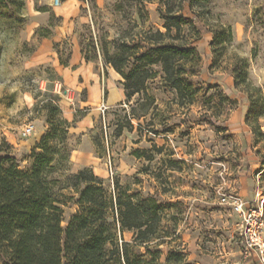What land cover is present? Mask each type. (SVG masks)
<instances>
[{
  "label": "rangeland",
  "instance_id": "rangeland-1",
  "mask_svg": "<svg viewBox=\"0 0 264 264\" xmlns=\"http://www.w3.org/2000/svg\"><path fill=\"white\" fill-rule=\"evenodd\" d=\"M53 1L0 0V145L27 169L49 133L61 226L79 207L66 178L88 168L109 199L115 181L129 195H155L160 262L174 249L184 264H264L247 232L254 224L264 242V0ZM168 10L184 19L179 36L157 34ZM222 29V44L213 43ZM153 40L194 49L181 62L190 85L181 99L159 62L142 63L150 77L130 98L107 63L122 59L128 73ZM74 49L80 64L71 65ZM233 70L245 82L234 83ZM97 75L88 102L83 85ZM28 123L33 133L23 137ZM113 232L118 244L132 242V231L115 223Z\"/></svg>",
  "mask_w": 264,
  "mask_h": 264
},
{
  "label": "trees",
  "instance_id": "trees-1",
  "mask_svg": "<svg viewBox=\"0 0 264 264\" xmlns=\"http://www.w3.org/2000/svg\"><path fill=\"white\" fill-rule=\"evenodd\" d=\"M183 20L168 10L162 24L165 32L157 34L163 37L174 30L179 36ZM223 34L224 29L213 36L212 42L222 44ZM157 42L153 40L147 51L136 55L141 64L128 73L122 70L124 60L107 56V63L124 79L127 98L140 92L150 77L149 69H143L142 63L159 62L178 98L190 87L180 68L194 49ZM233 78L234 83L245 82L241 71L233 70ZM48 134L32 149L33 159L27 169H19L15 156L6 151L8 144L0 145V264H184L181 250L169 249L162 263L160 249L156 244L151 248L163 213L155 195H129L128 189H122L115 181L118 193L109 199L101 179L88 168L66 178L78 193L79 207L62 227L61 202L54 191L58 179L47 177L54 155V148L46 141ZM135 155L140 156L141 151H135ZM80 184L83 186L78 188ZM111 211L117 215L113 223L107 218ZM115 223L120 232H133L132 242H116ZM132 247H143L145 252L133 253Z\"/></svg>",
  "mask_w": 264,
  "mask_h": 264
},
{
  "label": "built area",
  "instance_id": "built-area-1",
  "mask_svg": "<svg viewBox=\"0 0 264 264\" xmlns=\"http://www.w3.org/2000/svg\"><path fill=\"white\" fill-rule=\"evenodd\" d=\"M59 0H54L53 3H58ZM33 124L28 123L26 125L23 126L22 130H21V136L26 137L30 134L33 133ZM108 165V167L111 168V161H110V155H107V163L106 166ZM235 206L238 209L239 207L241 208L242 204L239 203L238 201H235ZM252 215V213H248V217H250ZM249 223V222H248ZM258 227H256L254 224H251V227H249L247 229L248 232V246L250 247H257L259 252L261 253L262 260L264 261V242L261 239V236L258 233L257 230Z\"/></svg>",
  "mask_w": 264,
  "mask_h": 264
},
{
  "label": "crops",
  "instance_id": "crops-1",
  "mask_svg": "<svg viewBox=\"0 0 264 264\" xmlns=\"http://www.w3.org/2000/svg\"><path fill=\"white\" fill-rule=\"evenodd\" d=\"M78 57L76 56V52H75V49H74V52L72 54V58L70 60V64L71 65H76V64H80L79 60L77 59ZM86 88H87V100L86 101H92V96L93 94H98L99 93V90H100V82H99V75L97 76H94L93 79H90V80H87V82H84V85ZM109 88L107 87V90ZM123 95V94H122ZM109 99V94H108V98ZM86 117H84L85 119ZM83 119V120H84Z\"/></svg>",
  "mask_w": 264,
  "mask_h": 264
}]
</instances>
